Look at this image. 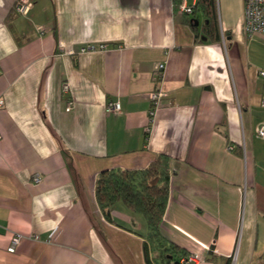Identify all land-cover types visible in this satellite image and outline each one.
I'll return each instance as SVG.
<instances>
[{
    "label": "crops",
    "instance_id": "0c3cea01",
    "mask_svg": "<svg viewBox=\"0 0 264 264\" xmlns=\"http://www.w3.org/2000/svg\"><path fill=\"white\" fill-rule=\"evenodd\" d=\"M182 1L0 0V264H146L144 218L106 221L94 184L160 154L167 237L201 264H264V36L243 0H214L216 30Z\"/></svg>",
    "mask_w": 264,
    "mask_h": 264
},
{
    "label": "trees",
    "instance_id": "16d2710c",
    "mask_svg": "<svg viewBox=\"0 0 264 264\" xmlns=\"http://www.w3.org/2000/svg\"><path fill=\"white\" fill-rule=\"evenodd\" d=\"M176 5L178 7L179 3ZM200 11L208 16V27L213 26L216 30L214 0H197L191 15ZM170 177V158L160 154L145 169L113 168L101 171L95 179V200L106 221H112L111 213L117 204H123L130 212L144 218L147 226L143 246L146 264H179L190 255L162 230ZM222 264H231V260H222Z\"/></svg>",
    "mask_w": 264,
    "mask_h": 264
},
{
    "label": "built area",
    "instance_id": "2783aa9c",
    "mask_svg": "<svg viewBox=\"0 0 264 264\" xmlns=\"http://www.w3.org/2000/svg\"><path fill=\"white\" fill-rule=\"evenodd\" d=\"M197 0H183L179 5L178 10L186 15H191L193 8L195 7ZM30 4L26 1L20 2L16 5L15 10L19 14H26ZM243 31L247 38H251L254 35L264 36V0H243ZM94 48L83 49L82 51H93ZM165 65L159 64L157 67V78L160 79L161 73L164 70ZM261 76H264V71L260 72ZM63 93L69 92V85H63ZM165 93L161 90L153 91L149 94L150 110L149 116L152 117L159 106V102L165 98ZM3 105V101H0V106ZM71 103H68L67 109H70ZM262 105L264 106V99L262 100ZM107 113H118L120 111V105L118 102H110L106 106ZM257 135L264 138V126H261ZM231 149V148H229ZM33 181L39 183V177H34ZM37 236H33V240H37ZM22 238L20 236H14L11 240L10 246L7 251L9 253H14L16 248L19 246ZM207 251L209 248H203ZM201 259L196 254H190L188 258L182 259L179 264H201Z\"/></svg>",
    "mask_w": 264,
    "mask_h": 264
},
{
    "label": "rangeland",
    "instance_id": "374dc122",
    "mask_svg": "<svg viewBox=\"0 0 264 264\" xmlns=\"http://www.w3.org/2000/svg\"><path fill=\"white\" fill-rule=\"evenodd\" d=\"M33 182H34V181H33ZM238 247H239V239L236 240V249H238Z\"/></svg>",
    "mask_w": 264,
    "mask_h": 264
}]
</instances>
